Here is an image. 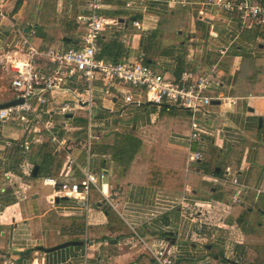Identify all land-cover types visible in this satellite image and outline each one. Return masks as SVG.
I'll return each instance as SVG.
<instances>
[{
    "label": "crops",
    "instance_id": "1",
    "mask_svg": "<svg viewBox=\"0 0 264 264\" xmlns=\"http://www.w3.org/2000/svg\"><path fill=\"white\" fill-rule=\"evenodd\" d=\"M174 1L149 0L141 11H130L123 0H104L98 14L117 23L102 33L97 59L141 61L168 78L186 70L213 72L207 94L237 103L224 109L214 100L200 142L192 143L188 111L126 104L96 83L92 115L103 136L89 156L82 141L87 110L66 118L70 131L63 130L62 117L53 116L61 140L79 142L68 152L46 131L42 143L26 151L18 122L0 125V264H156L148 247L160 244L172 252L174 264H264V202L254 199V191L264 188V27L256 24L240 33L236 17L220 9ZM86 3L0 0V54L13 57L12 44L20 35L39 50L79 47L84 29L77 17L87 12ZM2 73L0 65V105L14 100L13 93L4 92ZM84 86L74 77L63 93H53L54 103L71 100V89L80 92ZM78 117L84 126L75 125ZM195 152L202 153L201 160L191 159ZM67 153L105 175L88 209L70 198L51 202L55 188L45 180L63 177ZM36 166L39 173L43 169L42 186L33 180ZM228 172L249 189L240 205L231 204L232 187L213 182ZM81 177L76 169L74 178ZM182 197L204 213L222 215L224 223L201 230L197 218L178 207ZM234 232L242 243L233 239ZM69 241L84 244L39 250Z\"/></svg>",
    "mask_w": 264,
    "mask_h": 264
},
{
    "label": "built area",
    "instance_id": "2",
    "mask_svg": "<svg viewBox=\"0 0 264 264\" xmlns=\"http://www.w3.org/2000/svg\"><path fill=\"white\" fill-rule=\"evenodd\" d=\"M123 1L128 10L141 11L149 0ZM263 1L194 0L191 3L189 0H176L174 2L183 5L190 3L204 7L213 6L220 9L236 17L239 31L242 33L256 24L264 25ZM86 2L87 12L77 17V21L84 29V36L79 47L67 51L56 47L39 50L31 45L28 38L20 35L12 44L13 57L0 54V65L4 71L12 74L13 101L22 100L20 104L0 109V125L9 121H17L26 135L22 142V147L26 151L31 150L32 144L42 143L44 131L49 133L50 141L56 147H63V150L67 152L72 150L73 146L75 147L78 143L74 142L70 145L66 138L61 140L59 135L54 132L53 116L62 117L64 120L63 130L70 131L66 124V118L87 110L86 137L82 141L89 156L95 141L103 136L102 127L94 124L92 115L95 104L93 92L96 83L102 84L104 92L109 97L121 99L126 104L141 106L151 103L159 107H178L188 111L191 118L190 141L192 143L200 142L204 130L202 121L207 118V108L214 100L219 101L224 109H230L237 103L234 98L222 96L215 99L207 94L210 85L215 80L213 72L199 75L194 71L186 70L175 78H168L141 61L123 60L108 64L97 59L102 33L109 24H116L117 21L108 20L98 14V11L103 7L104 0H86ZM200 14L203 15V11H200ZM133 25L137 29L142 28V24L138 21H134ZM41 59L47 60V63L42 65ZM76 76L85 84L83 90L79 92L71 89L72 91L69 92L71 100L64 101L60 105L54 103L53 93H63V89ZM202 157L200 152L191 155V159L194 161H199ZM76 169H79L82 174L79 180L74 178ZM62 176L61 179L45 180L55 188L51 202L55 203L61 197L70 198L79 202V207L82 209L89 208L92 192L95 189L99 190V183L105 178L103 173H94L89 166L79 165L70 153L66 155ZM213 182L233 188L232 205L243 203L249 191L239 182L236 174L229 172L223 177H214ZM254 199L264 202V188L254 191ZM178 207L185 214L192 213L197 218L201 230L204 226L217 227L223 218L219 214L204 213L198 204L191 206L186 197L179 200ZM226 207L222 209V213L228 209ZM235 238L237 243H242L239 235L237 236L234 232L233 239L235 240ZM227 242H232V240L228 239ZM148 250L152 253L156 264H174L172 252L164 244L156 245L154 249L148 247ZM241 259L240 256L238 260Z\"/></svg>",
    "mask_w": 264,
    "mask_h": 264
},
{
    "label": "rangeland",
    "instance_id": "3",
    "mask_svg": "<svg viewBox=\"0 0 264 264\" xmlns=\"http://www.w3.org/2000/svg\"><path fill=\"white\" fill-rule=\"evenodd\" d=\"M1 81H2V84H3L4 92L5 93H12V90H11L12 74L10 72H8V71H4V73H2V75H1ZM85 123H86L85 119H83V118H79L78 117V118L75 119V125L76 126H84ZM80 139H82V138H80ZM77 143H79V142H77ZM33 180H34V182L36 184H38L40 186L43 185V183H42V181H43V169L41 170V172L39 173V175L37 177L33 178ZM43 188H45L46 190H50L51 189L50 187H46V186H44ZM219 223H224V219L222 218Z\"/></svg>",
    "mask_w": 264,
    "mask_h": 264
},
{
    "label": "water",
    "instance_id": "4",
    "mask_svg": "<svg viewBox=\"0 0 264 264\" xmlns=\"http://www.w3.org/2000/svg\"><path fill=\"white\" fill-rule=\"evenodd\" d=\"M20 103H22V100L13 101V102L8 103V104H2V105H0V109L1 108H6V107H9V106H13V105H17V104H20ZM38 173H39V167L36 166L34 168V170H33V177H37ZM83 244H84L83 242L69 241V242H65L63 244H60V245H57V246H54V247H51V248L40 247L39 250L44 252V253H50V252H53V251H56V250H59V249H62V248H66V247H69V246H79V245H83Z\"/></svg>",
    "mask_w": 264,
    "mask_h": 264
},
{
    "label": "trees",
    "instance_id": "5",
    "mask_svg": "<svg viewBox=\"0 0 264 264\" xmlns=\"http://www.w3.org/2000/svg\"><path fill=\"white\" fill-rule=\"evenodd\" d=\"M20 6H21V2H18L17 5H16V7H15V9H14V11H17L20 8ZM257 25L260 26L261 24H257ZM261 26L264 27V25H261Z\"/></svg>",
    "mask_w": 264,
    "mask_h": 264
}]
</instances>
